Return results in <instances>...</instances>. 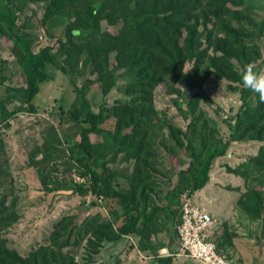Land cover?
<instances>
[{
	"label": "trees",
	"instance_id": "1",
	"mask_svg": "<svg viewBox=\"0 0 264 264\" xmlns=\"http://www.w3.org/2000/svg\"><path fill=\"white\" fill-rule=\"evenodd\" d=\"M43 1L42 14L34 11L20 25L22 3H0V26L10 36L7 42L18 48V62L25 74L23 85L7 87L8 98H23L25 109L36 112L35 99L41 85L53 77V69L67 73L75 65L77 69L80 60L84 62L88 76L81 85L72 76L75 100L67 111L60 112L81 125L79 139L63 141L57 131L52 135L57 144H66L64 152L69 153L72 168L88 178L87 184L74 181L67 190L121 201L125 218L117 223L100 212L83 217L64 215L52 224L45 242L21 253L5 235L20 218L18 197L11 189L0 199V264H80L73 251L83 244L96 254L104 242L128 235L140 236L141 249L146 250L160 214L167 211L177 227L180 194L186 191L190 195L206 186L214 160L226 154L233 141L264 140V101L240 79L247 65L258 70L255 64L262 52L257 39L264 35V8L250 5L248 0ZM55 17L69 19L64 37L49 28ZM33 20L51 39L38 51L22 32ZM0 33L6 37L4 31ZM0 69L4 81L9 74L3 66ZM120 77L128 79L121 87L124 97L111 109L93 110L90 87L98 83L108 94ZM211 77L228 82V88L243 101L228 121V137L221 135L216 121L202 107L203 87ZM158 86L184 98L186 108L178 103L177 108L188 119L186 128L157 109L154 91ZM0 106L4 119L22 108ZM111 118L115 119L114 129H104L102 124ZM92 134L103 140L94 142ZM160 148L167 155L165 160ZM53 156L52 151L44 152L33 160L46 186L58 183L43 168ZM119 156L128 163L122 169L113 167ZM94 160L100 162V169L92 166ZM231 172L245 180L251 174L264 175V146ZM263 204L262 190L257 187L240 202L252 218L260 217ZM162 246L151 241L157 264H181L173 255H161Z\"/></svg>",
	"mask_w": 264,
	"mask_h": 264
},
{
	"label": "rangeland",
	"instance_id": "2",
	"mask_svg": "<svg viewBox=\"0 0 264 264\" xmlns=\"http://www.w3.org/2000/svg\"><path fill=\"white\" fill-rule=\"evenodd\" d=\"M2 1L5 0H0V3ZM11 2L22 3L21 7L24 8L20 10L18 25L24 18L30 19L34 11L41 15L46 5L43 0ZM248 2L250 5L264 8V0ZM98 4L96 3V6ZM68 22L69 19L66 17H55L48 25L54 34L64 37ZM32 24L31 27H23L22 32L31 38L33 49L38 51L50 43L51 39L39 23L33 20ZM0 31H4L6 35L3 37L0 33V68L3 66L9 74L4 81L0 78V104H4L8 110L22 107L4 119L0 106V199L3 193L12 189L18 197L17 213L20 217L6 230L5 235L10 245L21 253H26L32 246L42 243L52 229V224L64 215L83 217L100 212L117 223L122 222L125 218V205L121 201L101 198L92 192L82 196L67 190L74 181L87 184L88 178L81 177L76 169L72 168L73 161L69 158V153L64 152L67 150L66 144H57L52 135V131H57L63 141L66 138L79 139L81 125L72 120L69 114L60 112L62 109L67 111L75 100L72 76H75L77 85H81L88 76L84 62L80 60L77 69L75 65L67 73L53 69V77L41 85V91L35 99L36 112L29 111L25 109L23 98L18 97L14 100L8 98L7 87L23 85L25 74L18 62L16 52L18 48L7 42L6 39L10 36L6 28L0 26ZM257 43L260 45L262 55L255 65L258 72H264V35L259 36ZM127 81V78H118L108 94L103 93L100 84H93L88 93L92 109L95 111L111 109L118 99L124 97L121 87ZM227 84L228 82L224 80L209 78L203 87L202 101V107L216 121L224 137L231 133L228 121L235 117L243 103ZM154 99L160 112L166 114L177 125L187 127L188 119L177 108V103L186 108L184 98H180L174 92H166L158 86L154 91ZM102 127L106 130L114 129L115 119L107 120ZM91 138L94 142L103 140V136L98 134H92ZM260 146H264V140L246 138L242 141H233L227 153L213 162L209 190L203 191L204 194L200 197L196 191L190 195L184 191L180 194L178 205L181 210L186 197L198 199L201 203L204 201L206 211L212 213L216 219V226L210 232V238L217 250L241 264H264V204L259 208L261 213L259 218H252L240 205L243 195L252 188L261 189L264 196V175L251 174L245 180L241 174L232 173L231 170H236L249 162L257 155ZM110 147H113V143ZM160 149L165 160L167 155L162 148ZM50 151L54 152V160L44 164L43 168L58 183L46 186L41 182L33 160ZM62 153L63 157L60 156ZM91 164L100 169L98 160L92 161ZM127 164L119 156L113 167L122 169ZM241 170L247 171V168ZM167 188L165 185L164 189ZM169 215L167 211L160 214L157 231L153 233L152 238L151 236L148 238L146 250L141 249L140 236L128 235L116 241L104 242L96 254H92L84 244L75 249L73 254L80 264H157L151 249L152 241L154 246L169 247L170 251L160 249V254L173 255L178 263L201 264L191 258L176 255L179 250L177 227Z\"/></svg>",
	"mask_w": 264,
	"mask_h": 264
},
{
	"label": "built area",
	"instance_id": "3",
	"mask_svg": "<svg viewBox=\"0 0 264 264\" xmlns=\"http://www.w3.org/2000/svg\"><path fill=\"white\" fill-rule=\"evenodd\" d=\"M215 226L213 215L191 197H186L177 225L179 250L176 255L191 258L201 264H241L217 250L210 238V232Z\"/></svg>",
	"mask_w": 264,
	"mask_h": 264
},
{
	"label": "clouds",
	"instance_id": "4",
	"mask_svg": "<svg viewBox=\"0 0 264 264\" xmlns=\"http://www.w3.org/2000/svg\"><path fill=\"white\" fill-rule=\"evenodd\" d=\"M240 79L245 88L259 94L261 101H264V72L254 70V65H247L240 73Z\"/></svg>",
	"mask_w": 264,
	"mask_h": 264
},
{
	"label": "crops",
	"instance_id": "5",
	"mask_svg": "<svg viewBox=\"0 0 264 264\" xmlns=\"http://www.w3.org/2000/svg\"><path fill=\"white\" fill-rule=\"evenodd\" d=\"M210 185V182L209 183H207V185L206 186H204L202 189H200V190H197L196 191V194H197V196H202L203 194H204V192L203 191H205V192H207L209 189H208V186ZM194 201H195V203H197L199 206H201L203 209H207V206H206V204L204 203V201L201 203V201H198V199L196 200L195 198L193 199ZM208 211V210H207ZM212 214V213H211ZM160 249H163V250H167L168 251V249H169V247H167L166 245L165 246H162ZM169 251H170V249H169Z\"/></svg>",
	"mask_w": 264,
	"mask_h": 264
}]
</instances>
